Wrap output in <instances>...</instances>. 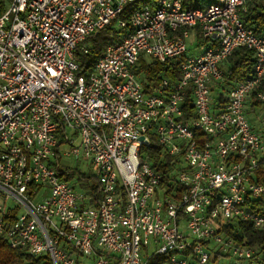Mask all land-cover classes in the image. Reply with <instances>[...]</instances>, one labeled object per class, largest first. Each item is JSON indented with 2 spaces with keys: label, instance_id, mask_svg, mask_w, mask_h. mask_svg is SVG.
Masks as SVG:
<instances>
[{
  "label": "built area",
  "instance_id": "1",
  "mask_svg": "<svg viewBox=\"0 0 264 264\" xmlns=\"http://www.w3.org/2000/svg\"><path fill=\"white\" fill-rule=\"evenodd\" d=\"M136 1L0 0V237L53 264L251 261L257 250L224 229L264 230V35L241 17L253 0H150L121 19ZM112 24L120 37L79 74L76 52ZM240 49L254 76L225 90ZM143 57L181 61L182 78L147 89ZM154 146L169 174L142 153ZM61 166L91 173L100 195Z\"/></svg>",
  "mask_w": 264,
  "mask_h": 264
},
{
  "label": "trees",
  "instance_id": "2",
  "mask_svg": "<svg viewBox=\"0 0 264 264\" xmlns=\"http://www.w3.org/2000/svg\"><path fill=\"white\" fill-rule=\"evenodd\" d=\"M150 0H137L135 3L126 7L121 19L128 21L129 16L143 4ZM247 11L241 14V17L247 28L255 29L256 32L264 35V1H249L247 3ZM6 10L3 2H0V15ZM121 31L114 28V24L100 30L88 38V43L91 47L89 55H83L79 51L76 52L75 58L80 65L79 74H85L91 71L97 64L102 53L112 41L120 37ZM199 42L201 39L196 37ZM181 61H168L160 63L152 59L142 58L139 64L135 67L138 78L142 81L144 86L148 89L150 86H156L163 80L177 81L182 78ZM255 58L254 53L248 49H240L236 51L228 60V68L225 72L224 89L229 90L234 88L237 84L250 80L254 76ZM190 103V91L188 92L187 102L184 109ZM190 110V108H189ZM186 110L187 112L189 111ZM62 142H65L64 140ZM143 154L150 157L153 167L165 174L170 173V168L173 166V161L166 155L158 146L150 149H143ZM61 160L58 158V163ZM59 176L71 182L78 179L79 182L88 184L90 192L97 197L100 195V188L95 178L91 173H82L79 170H73L61 166L58 170ZM257 182L264 186V161H261L255 170ZM264 211V199L259 201L256 205ZM224 231L234 237L240 244H245L248 247L256 248L257 253L250 261L253 263L259 259V264H264V230L259 231L253 228L249 223L237 222L229 224ZM220 256V255H219ZM218 256V257H219ZM262 256V257H261ZM171 256L154 255L149 264H165ZM20 261L22 264H53L51 258L40 257L34 258L25 251L19 249H12L9 243L0 237V264H14Z\"/></svg>",
  "mask_w": 264,
  "mask_h": 264
},
{
  "label": "rangeland",
  "instance_id": "3",
  "mask_svg": "<svg viewBox=\"0 0 264 264\" xmlns=\"http://www.w3.org/2000/svg\"><path fill=\"white\" fill-rule=\"evenodd\" d=\"M194 40V38H192L191 39V41H193ZM189 50H190V54H195V49L194 48H192L191 46H190V48H189ZM201 50V49H200ZM227 68H228V65H227V67L225 68V72H226V70H227ZM66 164L67 165H69V166H71V167H75V164L73 163V162H71V161H67L66 162ZM86 166H87V164H85V163H82L81 164V169L83 170V171H85V172H88V171H90L91 169H89V168H86ZM213 247V246H212ZM256 249V248H255ZM259 259H256V262L254 263H251V264H259L260 262L258 261ZM232 263H235V260L233 259V258H228V257H226V258H224L222 261L220 260L219 261V264H232ZM14 264H22L20 261H17V262H15Z\"/></svg>",
  "mask_w": 264,
  "mask_h": 264
},
{
  "label": "crops",
  "instance_id": "4",
  "mask_svg": "<svg viewBox=\"0 0 264 264\" xmlns=\"http://www.w3.org/2000/svg\"><path fill=\"white\" fill-rule=\"evenodd\" d=\"M194 38V40L192 41V48H194L195 49V54H200V53H202L205 49H206V44L204 43V42H199L198 41V39H196V35L193 37ZM201 49V50H200ZM219 255H216V258H215V263L216 264H219V261L221 260H223L224 258H226V257H224V256H219ZM262 257V256H261ZM228 258H230V257H228ZM256 262V261H255ZM254 262V263H255ZM232 264H235V263H232ZM239 264H251V262L250 261H242L241 263H239Z\"/></svg>",
  "mask_w": 264,
  "mask_h": 264
}]
</instances>
